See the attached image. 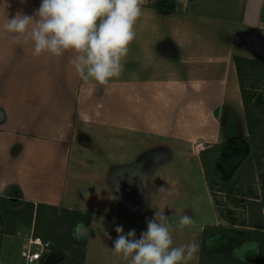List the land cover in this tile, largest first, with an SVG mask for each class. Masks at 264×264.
<instances>
[{"label":"crops","instance_id":"0c3cea01","mask_svg":"<svg viewBox=\"0 0 264 264\" xmlns=\"http://www.w3.org/2000/svg\"><path fill=\"white\" fill-rule=\"evenodd\" d=\"M160 1L145 0L107 85L82 80L74 53L35 57L0 28V197L89 215L81 264H127L112 251L116 226L138 239L158 210L175 246L200 245V264L205 229L222 219L191 148L235 135L245 116L234 58L264 63V0H168L175 12ZM40 3L0 0V25ZM182 215L196 225L177 229Z\"/></svg>","mask_w":264,"mask_h":264},{"label":"clouds","instance_id":"9594fccd","mask_svg":"<svg viewBox=\"0 0 264 264\" xmlns=\"http://www.w3.org/2000/svg\"><path fill=\"white\" fill-rule=\"evenodd\" d=\"M144 3L145 0H41L33 15L17 12L11 19L7 16L0 28L11 34L17 44L30 43L35 57L74 53L70 63L82 80L107 85L123 72L122 61L136 39L135 25L143 15ZM195 225L190 216L182 215L175 227L182 231ZM115 231L112 251L127 264H190L200 250L195 241L174 245L169 216L162 210L147 220V230L138 239L135 229L125 233L118 225ZM104 236L112 239L106 230ZM249 253L260 254L258 243L234 247L232 254L242 260Z\"/></svg>","mask_w":264,"mask_h":264},{"label":"rangeland","instance_id":"374dc122","mask_svg":"<svg viewBox=\"0 0 264 264\" xmlns=\"http://www.w3.org/2000/svg\"><path fill=\"white\" fill-rule=\"evenodd\" d=\"M248 73L246 85L264 100V72L252 66ZM258 98L251 102L253 106L259 104ZM255 114L257 119H264V111L257 108ZM230 124L236 127L237 136L222 133L218 142L209 144L200 138L192 143L191 148L192 155L204 166L208 185L222 216L218 226L224 227V230L211 229L204 237L207 238L204 244L208 264H219L223 260L225 264H230L228 261L236 258L232 254L234 247L239 248L244 243H259L258 235H252V240L245 238L248 233L257 231L264 235V230L253 228L256 225L264 227V181L260 177L261 172H264V149L255 152L254 144L247 138L248 128L243 113L235 115ZM215 126L217 128L218 124ZM260 128L259 143H264V125ZM228 141L231 142L227 144ZM63 217L61 212L55 213L45 208L40 210L36 219L33 209L24 203L14 198H0V260L7 264H24L20 252L28 240L33 236L46 242L50 235L53 239H60L59 242L51 243L53 248L49 250V255H55V261L51 260V264H81L84 247L72 246L70 237L72 234L76 241L85 243L87 236L79 232L87 226H83L78 216H72L75 224L70 228ZM242 261L264 264V248L260 249V254H247Z\"/></svg>","mask_w":264,"mask_h":264},{"label":"trees","instance_id":"16d2710c","mask_svg":"<svg viewBox=\"0 0 264 264\" xmlns=\"http://www.w3.org/2000/svg\"><path fill=\"white\" fill-rule=\"evenodd\" d=\"M156 8L159 10H163V11H168V12H175L176 11V5L168 0H161L157 5ZM235 63H236V67H237V71H238V76H239V81H240V87H241V93H242V99H243V105H244V111H245V117H246V123H247V128H248V140L251 141V144H254V150L255 152L263 150L264 149V143H259V136H258V131L259 129H261L260 127L262 125H264V119H257V114H255L256 109L258 108L259 110H261L262 112L264 111V100L262 99V97L258 96V94L256 93V91H252L247 85H246V78L249 75L248 71L250 69V67H259L261 69L262 72H264V63L260 60L257 59H249V58H245V57H241V56H236L235 58ZM259 100V104L257 105H252L251 102L254 100H256L257 98ZM262 124V125H261ZM261 125V126H260ZM230 142H228L227 144H229ZM233 143V142H232ZM261 145H263V147H261ZM264 160V156L262 157ZM262 170V169H261ZM260 170V171H261ZM261 180L264 181V172H261ZM3 198V197H0ZM264 198V196H263ZM7 199H11V198H7ZM20 201V200H18ZM22 203H24L25 205L29 206V209H33V215L36 216V219H38L39 217V213L40 210L48 208L51 211H54L55 213L61 212V215H63L67 222L70 225V228L73 227V225L75 224V219L72 216H78L79 220L83 223H86L87 225H89L91 223V217L89 215H86L80 211H71V210H67V209H60L57 207H53V206H46L43 204H35L33 202H23L20 201ZM63 213V214H62ZM33 217V216H32ZM60 219V218H59ZM223 229L224 227H206L205 229V233H204V237H207V233L211 230V229ZM253 228L255 229H259V230H264L263 226H253ZM71 232V231H70ZM240 232V231H238ZM244 233V231H242ZM49 234V233H48ZM248 236H245V238L251 239V236L253 235H258L260 241H258L259 243V248L262 249L264 248V242H263V234L261 235L260 233H258L257 231H251L250 233H248ZM49 237L45 240L46 242L50 243V249L52 250L53 246L51 245V243H53V241L55 242H59V238H54L50 237V235H48ZM203 237V242H202V249H201V254H200V264H208V260H207V249L205 246V241L206 239ZM71 240V245L72 246H77V245H82L83 247L86 246V243H80L79 241H76L73 237V235L71 234L70 237ZM252 240V239H251ZM255 240V239H254ZM85 254V251H84ZM83 254V256H84ZM209 256V255H208ZM233 261H228V263L230 264H250L247 261H242L240 259H232ZM219 264H225V260L223 261H219Z\"/></svg>","mask_w":264,"mask_h":264},{"label":"built area","instance_id":"2783aa9c","mask_svg":"<svg viewBox=\"0 0 264 264\" xmlns=\"http://www.w3.org/2000/svg\"><path fill=\"white\" fill-rule=\"evenodd\" d=\"M50 250V243L33 236L21 249V258L24 264H39Z\"/></svg>","mask_w":264,"mask_h":264},{"label":"water","instance_id":"95a60500","mask_svg":"<svg viewBox=\"0 0 264 264\" xmlns=\"http://www.w3.org/2000/svg\"><path fill=\"white\" fill-rule=\"evenodd\" d=\"M87 232H88V231H87V228H85V229L83 228V229L80 230L79 233L82 234V235L84 236V235L87 234ZM51 260H52V261H53V260L55 261V255H49V254H48V255H45V256H44V258H43V260H42L41 262H42V264H51Z\"/></svg>","mask_w":264,"mask_h":264},{"label":"flooded vegetation","instance_id":"af4514ba","mask_svg":"<svg viewBox=\"0 0 264 264\" xmlns=\"http://www.w3.org/2000/svg\"><path fill=\"white\" fill-rule=\"evenodd\" d=\"M228 142H231V141H228Z\"/></svg>","mask_w":264,"mask_h":264}]
</instances>
